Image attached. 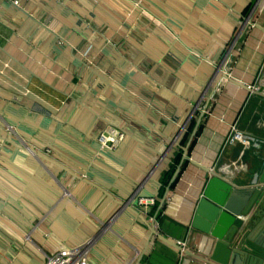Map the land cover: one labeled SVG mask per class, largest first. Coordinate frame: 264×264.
<instances>
[{
  "label": "crops",
  "instance_id": "1",
  "mask_svg": "<svg viewBox=\"0 0 264 264\" xmlns=\"http://www.w3.org/2000/svg\"><path fill=\"white\" fill-rule=\"evenodd\" d=\"M13 1L0 0V264L86 240L89 264H136L149 232L127 206L185 226L206 168L237 185L254 172L264 0ZM232 124L249 147L224 145ZM109 126L125 135L114 151L96 140ZM184 239L201 253L183 264L210 262L209 236Z\"/></svg>",
  "mask_w": 264,
  "mask_h": 264
},
{
  "label": "water",
  "instance_id": "2",
  "mask_svg": "<svg viewBox=\"0 0 264 264\" xmlns=\"http://www.w3.org/2000/svg\"><path fill=\"white\" fill-rule=\"evenodd\" d=\"M204 110L205 107L199 111L188 144L182 148L181 161L171 177V182L178 176L182 162L189 160L187 148ZM257 147L259 155L255 157L254 172L243 181V185L234 184L217 172L205 169L209 172V177L193 216L185 226L169 218L158 217L157 226L154 223L149 224L137 209L127 206L149 232L136 264H176L179 250L176 241L184 239L191 229L213 240L208 264H264V138L259 140ZM168 190L169 187L166 188L163 201ZM117 204L123 205L119 201ZM259 232L258 239H255L254 235Z\"/></svg>",
  "mask_w": 264,
  "mask_h": 264
},
{
  "label": "built area",
  "instance_id": "3",
  "mask_svg": "<svg viewBox=\"0 0 264 264\" xmlns=\"http://www.w3.org/2000/svg\"><path fill=\"white\" fill-rule=\"evenodd\" d=\"M9 1L14 2V4L16 3L13 0ZM248 87L250 88V91L257 90V87L255 86ZM124 137L125 135L122 131L118 130L115 127L109 126L98 133L96 140L100 149L114 151L116 150L117 146L124 140ZM235 143L241 144L242 147L245 149L249 147L250 140L248 136H246L244 133L237 129L235 124H232L230 127V133L226 137L224 145H230ZM165 199L168 200L169 197L166 196ZM154 204L155 198L153 196H140L135 200V205H137L144 212H147L150 207H152ZM240 218H242V216H240ZM149 220L154 223L155 226H157L158 223L156 217H150ZM176 244L179 247L176 264H183L187 252H192V254L201 253L199 247L195 248V250L189 248L188 242L185 239L177 240ZM90 248L91 240H86L73 246H63L62 248L56 251L44 254L43 264H89L88 254ZM137 257L138 253L135 254L134 259H136Z\"/></svg>",
  "mask_w": 264,
  "mask_h": 264
},
{
  "label": "trees",
  "instance_id": "4",
  "mask_svg": "<svg viewBox=\"0 0 264 264\" xmlns=\"http://www.w3.org/2000/svg\"><path fill=\"white\" fill-rule=\"evenodd\" d=\"M181 159V154H177L175 155L174 159L172 160L171 164H172V167H170V169L167 171V173L165 174V180H164V183L162 184V187H165L166 184L168 183L169 179L171 178L176 166L179 164V161ZM159 215V214H158ZM159 217V216H158Z\"/></svg>",
  "mask_w": 264,
  "mask_h": 264
},
{
  "label": "bare ground",
  "instance_id": "5",
  "mask_svg": "<svg viewBox=\"0 0 264 264\" xmlns=\"http://www.w3.org/2000/svg\"><path fill=\"white\" fill-rule=\"evenodd\" d=\"M17 146H18V145H17ZM24 149H25V148H24ZM26 151H27V152H29V150H28V149H27ZM66 194L68 195V192H66Z\"/></svg>",
  "mask_w": 264,
  "mask_h": 264
}]
</instances>
